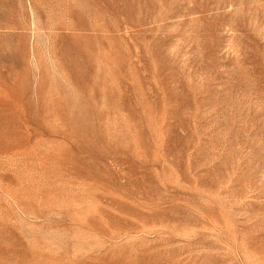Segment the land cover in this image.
<instances>
[{"label":"rangeland","instance_id":"374dc122","mask_svg":"<svg viewBox=\"0 0 264 264\" xmlns=\"http://www.w3.org/2000/svg\"><path fill=\"white\" fill-rule=\"evenodd\" d=\"M0 264H264V0H0Z\"/></svg>","mask_w":264,"mask_h":264}]
</instances>
